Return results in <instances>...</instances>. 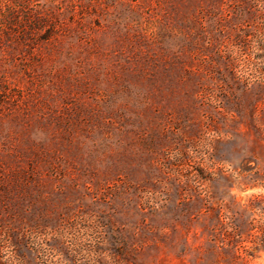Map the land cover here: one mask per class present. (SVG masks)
<instances>
[{
  "label": "rangeland",
  "instance_id": "1",
  "mask_svg": "<svg viewBox=\"0 0 264 264\" xmlns=\"http://www.w3.org/2000/svg\"><path fill=\"white\" fill-rule=\"evenodd\" d=\"M0 264H264V0H0Z\"/></svg>",
  "mask_w": 264,
  "mask_h": 264
}]
</instances>
